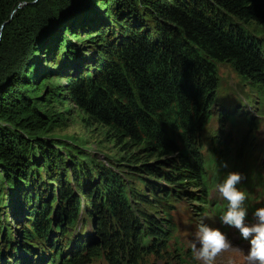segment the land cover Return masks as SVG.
I'll use <instances>...</instances> for the list:
<instances>
[{"label":"trees","instance_id":"16d2710c","mask_svg":"<svg viewBox=\"0 0 264 264\" xmlns=\"http://www.w3.org/2000/svg\"><path fill=\"white\" fill-rule=\"evenodd\" d=\"M32 1L0 0V264L184 263L191 250L175 235L176 206L208 215L210 177L240 169L254 147L243 109L219 111L208 131L219 66L246 81L264 115V0L20 7ZM74 120L100 130L113 162L42 138ZM5 188L14 195L5 209L18 204L25 216L18 240ZM78 221L91 240L69 242Z\"/></svg>","mask_w":264,"mask_h":264},{"label":"rangeland","instance_id":"374dc122","mask_svg":"<svg viewBox=\"0 0 264 264\" xmlns=\"http://www.w3.org/2000/svg\"><path fill=\"white\" fill-rule=\"evenodd\" d=\"M264 35V34H263ZM264 37V36H262ZM75 67V65H71L70 68ZM71 73H74V71H71ZM219 77L221 79L220 83V89L217 91V97L215 102V107H213L214 110V119L211 121V127L208 129L209 132H213L216 128V119H217V113L219 111L223 110H232L233 113L237 114L238 111L241 109L244 110L243 116L251 117L253 119V122L256 123V128L253 132L251 130L248 133V136H251V139L253 140L254 147L245 154L246 159H244V164L240 169H237L235 171H239L243 175V187L241 188V191H244L247 195V199H252L254 186L256 184L261 185V190L264 189V169H261L259 167H263L261 163V159L264 155V115L257 117L255 107H256V101L251 96V92L249 91V88L247 86L246 81L238 76L233 69L229 65H221L219 66ZM53 82V81H52ZM54 83V82H53ZM56 85L62 86L64 84V79L55 81ZM253 101H255V105H253ZM241 112L238 113V120L242 119ZM237 124L240 125V128L243 130V125L237 121ZM226 125V124H225ZM227 129V134H231L233 129H230L229 126H225ZM244 134V132H242ZM236 136V133L232 134L233 146L235 147L239 143V139ZM43 139L47 141H60L64 142L67 145L72 146L73 148L79 149L81 151H84L87 154H90L91 156H94L98 161L101 163H109L113 162V159L116 158V152L117 149H115L112 145L109 143H106V141L103 138V135L101 134L100 130L91 129L86 130L82 124L79 122V120H74L73 122H70L68 127L62 128V129H56L53 133L49 134L48 136L42 137ZM260 152V153H259ZM259 153L256 158H253L255 154ZM259 160V161H258ZM60 174V173H59ZM137 185V184H136ZM2 204L5 212L12 217L11 219H8V221H12L15 224L13 225V228H16L18 231L15 233L12 231L10 238L12 241V238L14 236V240H18L19 238V232L23 231L24 222L23 218L25 219L24 214L22 213V209L20 206L14 205L12 209L6 210V207H9V200L13 199L14 195L11 191H9L7 188H5L2 193ZM209 198L219 202V196L216 190V187L210 192ZM83 199V198H82ZM84 200V199H83ZM18 201V200H17ZM261 198L257 200L256 203H260ZM150 210V208L148 207ZM194 210L190 207V205L186 202L181 205H177L176 210L173 212V220L174 224L176 226L175 235L178 238L179 242L184 245L185 251L187 249L191 250V241L194 238V234L197 230V226L201 221H203L205 224L209 225L214 224L216 228H226L228 226H224L222 224L216 223V219L214 215H204L201 216L200 220H198L195 216ZM80 219H84L85 223L89 225V222L86 218L80 217ZM23 222V223H22ZM216 223V224H215ZM81 225V222L78 221L77 227ZM76 227V228H77ZM230 228V227H229ZM75 229V228H74ZM73 229V230H74ZM88 232H90L89 229L81 231V235L87 236L88 240H91V237L88 235ZM15 234V235H14ZM231 248H227L222 250L216 257L214 264H244L243 261V254L239 252V249H236L234 244ZM186 253V252H185ZM16 260L21 258L22 260L25 258V254L21 252V250L18 251L17 255L15 256ZM181 259L184 261V263L179 264H202L201 261L197 260L194 257V254L192 250L190 251V255L184 256ZM7 260L12 263L13 261L7 257ZM8 262V264H10ZM18 264H21L19 260L17 261ZM156 262V263H155ZM160 264L157 261H154L153 258H149L148 262L146 264ZM93 264H105L104 262H96Z\"/></svg>","mask_w":264,"mask_h":264},{"label":"clouds","instance_id":"9594fccd","mask_svg":"<svg viewBox=\"0 0 264 264\" xmlns=\"http://www.w3.org/2000/svg\"><path fill=\"white\" fill-rule=\"evenodd\" d=\"M222 166L228 167L226 163ZM243 178L239 171H229L224 180L216 185L220 196L227 201L226 211L220 215L219 220L222 225L238 230L241 238L248 241V250L243 254L244 264H264V207L255 210L253 223L246 222L247 195L237 187ZM232 246L226 233L203 221L197 226L191 241L194 257L202 264H214L217 255Z\"/></svg>","mask_w":264,"mask_h":264},{"label":"bare ground","instance_id":"6f19581e","mask_svg":"<svg viewBox=\"0 0 264 264\" xmlns=\"http://www.w3.org/2000/svg\"><path fill=\"white\" fill-rule=\"evenodd\" d=\"M236 232V230H233L229 236L230 240L233 238L232 235ZM240 243H233L236 249H239L242 254H245L248 250L249 244H247L246 242H243L242 240H240Z\"/></svg>","mask_w":264,"mask_h":264},{"label":"water","instance_id":"95a60500","mask_svg":"<svg viewBox=\"0 0 264 264\" xmlns=\"http://www.w3.org/2000/svg\"><path fill=\"white\" fill-rule=\"evenodd\" d=\"M37 2H38V0H33L29 4H27V3L21 4L20 7H23V6H26V5H35Z\"/></svg>","mask_w":264,"mask_h":264}]
</instances>
